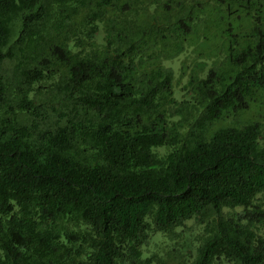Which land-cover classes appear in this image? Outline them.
I'll return each instance as SVG.
<instances>
[{"label":"trees","instance_id":"1","mask_svg":"<svg viewBox=\"0 0 264 264\" xmlns=\"http://www.w3.org/2000/svg\"><path fill=\"white\" fill-rule=\"evenodd\" d=\"M0 264H264V0H0Z\"/></svg>","mask_w":264,"mask_h":264},{"label":"rangeland","instance_id":"2","mask_svg":"<svg viewBox=\"0 0 264 264\" xmlns=\"http://www.w3.org/2000/svg\"><path fill=\"white\" fill-rule=\"evenodd\" d=\"M176 97H177L178 99L181 98V92H180L178 89H176Z\"/></svg>","mask_w":264,"mask_h":264}]
</instances>
